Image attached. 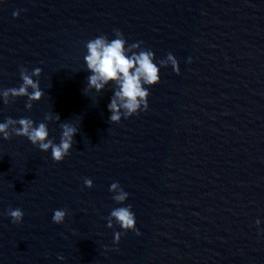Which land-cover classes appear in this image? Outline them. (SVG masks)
I'll return each mask as SVG.
<instances>
[{
    "label": "clouds",
    "instance_id": "9594fccd",
    "mask_svg": "<svg viewBox=\"0 0 264 264\" xmlns=\"http://www.w3.org/2000/svg\"><path fill=\"white\" fill-rule=\"evenodd\" d=\"M14 17L19 16V11L13 13ZM114 39L109 40L107 36L101 35L86 42L87 54L84 57L88 71L91 73L87 77V88L84 91L94 89L97 93L102 92L110 83L115 85L114 94L108 104L111 113L110 123L119 124L122 117L124 119L138 115L141 111L148 110V97L150 92L148 88L160 82V69L171 65L173 71L179 75L180 68L176 57L169 52L166 59H161L158 64L154 62L155 55L151 50L143 49L140 45L143 43L127 44L123 33L120 30H114ZM42 69L37 67L29 73L27 68H20V78L22 83L18 88H9L0 90V97L3 103L8 104L15 98L27 97L26 109L31 110L33 102L40 101L44 92L40 89L39 80L33 77H40ZM29 89L32 91L29 92ZM53 119L59 121L58 114L53 117L47 114L44 122L36 124L30 118L13 119L8 117L0 123V135L4 140L10 139L13 135L26 137L32 145L37 146L41 151H51L53 161L59 163L65 157L71 154L74 144V136L78 129L71 123H61L62 129L60 142L56 143L55 138H50L48 123ZM84 185L87 188L93 187V181L90 178L84 179ZM109 191L114 195L112 199L118 204L123 205L129 197V193L124 191L119 182H113ZM132 206H121L113 208L108 219V228L113 227V221L118 224L123 232L133 231L140 235L136 228L135 213L131 210ZM7 216L10 217L13 224L23 222L24 212L20 208H9ZM67 215L66 209L54 210L52 222L62 224ZM260 223L259 220L256 221ZM122 232H116L114 243H119ZM63 259V257H59Z\"/></svg>",
    "mask_w": 264,
    "mask_h": 264
}]
</instances>
